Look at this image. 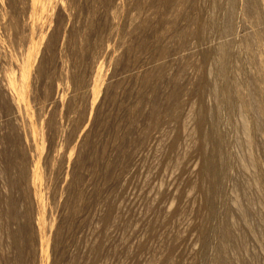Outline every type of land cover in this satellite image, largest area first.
Returning a JSON list of instances; mask_svg holds the SVG:
<instances>
[{
    "label": "rangeland",
    "instance_id": "374dc122",
    "mask_svg": "<svg viewBox=\"0 0 264 264\" xmlns=\"http://www.w3.org/2000/svg\"><path fill=\"white\" fill-rule=\"evenodd\" d=\"M30 1L0 0V264H264V0Z\"/></svg>",
    "mask_w": 264,
    "mask_h": 264
},
{
    "label": "bare ground",
    "instance_id": "6f19581e",
    "mask_svg": "<svg viewBox=\"0 0 264 264\" xmlns=\"http://www.w3.org/2000/svg\"><path fill=\"white\" fill-rule=\"evenodd\" d=\"M43 1H44V0H43ZM30 2H31V4H32V6H31V7H32V10L34 9V10H36V11L38 10V8H40L41 10H43V7H46V5H47V4H46V5L41 4V0H31ZM49 2H50V1H49ZM49 2H48V3H49ZM43 3H44V2H43ZM52 4H53V2H52ZM54 5H55V4H54ZM55 6H56V5H55ZM61 7H62V6H61ZM53 8H54V7H53ZM45 9H46V8H45ZM47 9H48V8H47ZM47 9H46V10H47ZM49 10H50V9H49ZM66 10H67V9H66ZM30 12H31V11H30ZM42 12H43V11H42ZM42 12H41V13H42ZM45 12H46V11H45ZM47 12H48V11H47ZM33 13H34V12H33ZM43 13H44V12H43ZM43 13H42V15H43ZM46 14H47V13H46ZM39 15H40V13H39ZM41 18H42V16H41ZM44 20H45V19H44ZM44 20H43V21H44ZM39 21H40V20H39ZM44 22H45V21H44ZM39 25H40V24H39ZM40 28H41V27H40ZM22 67H23V66H22ZM26 68H27V67H26ZM22 69H23V68H22ZM26 70H27V69H26ZM21 71H22V70H21ZM20 74H21V73H20ZM22 74H23V71H22ZM24 76H25V75H24ZM22 78L24 79V77H22ZM23 79H22V80H23ZM22 80H20V81H22ZM10 83H12V82H10ZM13 86H14V84L12 83L10 87L13 88ZM17 87H18V86H17ZM22 87H24V86L22 85ZM19 88H20V86H19ZM23 89H24V88H23ZM12 90H13V89H12ZM20 90H21V89H20ZM13 92H14V91H13ZM15 96H16V95H15ZM34 174H35V173H34ZM32 176H33V175H32ZM33 177H34V176H33ZM32 179H33V178H32ZM32 181H34V180H32ZM32 183H33V182H32Z\"/></svg>",
    "mask_w": 264,
    "mask_h": 264
}]
</instances>
